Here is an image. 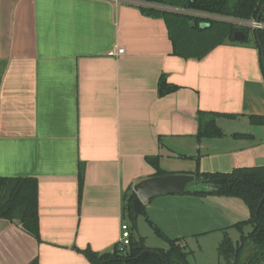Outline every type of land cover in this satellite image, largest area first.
Segmentation results:
<instances>
[{
  "label": "crops",
  "instance_id": "obj_1",
  "mask_svg": "<svg viewBox=\"0 0 264 264\" xmlns=\"http://www.w3.org/2000/svg\"><path fill=\"white\" fill-rule=\"evenodd\" d=\"M254 33L184 57L163 17L122 1L0 0V176L37 180L39 236L0 219V264H91L80 250L110 251L123 223L134 235L124 198L155 175L146 157L169 173L264 166ZM162 75L177 88L160 96ZM211 119L223 135L198 138ZM192 196L182 222L230 205ZM221 215L216 229L240 221Z\"/></svg>",
  "mask_w": 264,
  "mask_h": 264
},
{
  "label": "trees",
  "instance_id": "obj_2",
  "mask_svg": "<svg viewBox=\"0 0 264 264\" xmlns=\"http://www.w3.org/2000/svg\"><path fill=\"white\" fill-rule=\"evenodd\" d=\"M138 7L144 14L163 17L169 30L174 53L184 57H201L213 46L225 40L235 41L233 33L241 30L246 34L243 43L249 42L251 32L232 22L200 17L186 11H197L226 16L234 19L259 18L264 20V0H124ZM137 2L148 4L144 6ZM252 38L260 53V64L264 74L261 48L264 51V29L254 33ZM176 86L167 83L162 75L158 81V93L166 95L176 90ZM262 122L261 118L251 117ZM223 131L211 119L200 125L198 138L220 137ZM240 136V134H236ZM146 161L155 168V175L169 172L158 166V157H146ZM193 174L195 180L187 186L184 193L198 196H218L238 198L247 206V219L231 225L239 231V238L233 241L224 231L217 246L218 255L227 264H264V166L236 167L229 172H200ZM82 185V171L79 175ZM124 215L131 230L136 228L139 215H146L145 203H142L133 189L124 198ZM0 219L18 225L38 240V183L34 177L0 176ZM155 234L168 243L167 248H150L143 238L130 236L128 247L120 250L116 243L110 251L98 253L86 248L80 250L91 264H190L189 252L178 238L170 239L165 233L148 220ZM250 226L248 232L244 227ZM28 264H38L37 259Z\"/></svg>",
  "mask_w": 264,
  "mask_h": 264
},
{
  "label": "rangeland",
  "instance_id": "obj_3",
  "mask_svg": "<svg viewBox=\"0 0 264 264\" xmlns=\"http://www.w3.org/2000/svg\"><path fill=\"white\" fill-rule=\"evenodd\" d=\"M166 165L170 161L164 162ZM192 185H189L191 187ZM175 197V198H172ZM177 197H184V202L168 203L172 199H179ZM190 197L192 201L198 198H193L190 194H177L157 196L149 200L150 206L146 209V215H139L136 219V228L133 233L137 238H143L146 246L150 248H167L168 243L159 238L153 228L150 226L148 220L152 221L156 226L161 228L165 232L166 236L170 239L178 238L182 244L186 246L189 252L188 261L190 264H227L217 252V246L223 238L224 231L233 240L236 241L239 238V231L234 227H219L216 229L218 222H222L221 216H224L226 220H242L247 219L249 211L247 206L238 198L223 197L229 207L222 206L223 211L219 214L191 216L189 213L185 215V221L182 222V217H179L181 212L177 208L181 205H191L188 200ZM181 199V198H180ZM213 198H208L205 201L207 205H210ZM216 199V198H214ZM218 199V198H217ZM181 201V200H179ZM234 205V206H233ZM166 207V210L157 207ZM204 206V205H203ZM174 208V209H173ZM210 216V217H209ZM181 221V222H180ZM181 223L177 226V223ZM223 222H226L223 219ZM221 224V223H220ZM250 226L244 227V232H248Z\"/></svg>",
  "mask_w": 264,
  "mask_h": 264
},
{
  "label": "water",
  "instance_id": "obj_4",
  "mask_svg": "<svg viewBox=\"0 0 264 264\" xmlns=\"http://www.w3.org/2000/svg\"><path fill=\"white\" fill-rule=\"evenodd\" d=\"M264 8V5L262 9ZM258 37V31L255 32ZM235 41H244L246 34L237 30L233 33ZM261 48V58L264 66V51ZM195 180L194 175L186 173H167L164 175H152L141 179L133 185V191L142 203L162 195H177L185 192L187 186Z\"/></svg>",
  "mask_w": 264,
  "mask_h": 264
},
{
  "label": "built area",
  "instance_id": "obj_5",
  "mask_svg": "<svg viewBox=\"0 0 264 264\" xmlns=\"http://www.w3.org/2000/svg\"><path fill=\"white\" fill-rule=\"evenodd\" d=\"M116 2L124 1V0H115ZM137 4H141L144 6H149L145 3L137 2ZM191 14L198 15L200 17L210 18V19H216V20H223L227 22H232L235 25L239 27H245L250 30L251 33H254L256 31L264 29V20H261L259 18H251V19H234L226 16H220V15H214V14H208L204 12H197V11H186ZM124 53L123 48H118L116 50L110 51L108 54L110 56H118ZM130 229L126 223H123L121 225V235L118 239V247L120 250H123L124 248L128 247L130 244Z\"/></svg>",
  "mask_w": 264,
  "mask_h": 264
}]
</instances>
